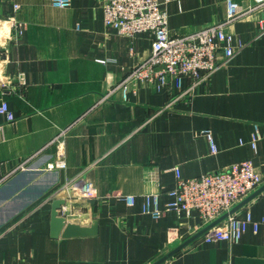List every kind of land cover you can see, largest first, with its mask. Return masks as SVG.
I'll return each instance as SVG.
<instances>
[{
    "label": "crops",
    "instance_id": "1",
    "mask_svg": "<svg viewBox=\"0 0 264 264\" xmlns=\"http://www.w3.org/2000/svg\"><path fill=\"white\" fill-rule=\"evenodd\" d=\"M51 1L0 0V103L15 117L0 115V178L31 159L0 185V264H153L206 228L195 210L166 209L176 171L193 179L250 161L264 186L260 0H235L251 11L226 32L245 46L203 82L185 79L181 89L139 83L125 100L118 92L97 107L149 56L151 35L128 39L106 27L101 0H71L66 9ZM164 8L172 35L226 17L225 0H172ZM9 17L22 25L20 35ZM60 155L64 168L49 169ZM79 180L95 188L94 205L72 189ZM154 194L157 219L143 211ZM53 199L66 200L68 222L96 220L97 234L52 239ZM233 213H249L257 229L250 225L237 243L205 242V232L164 262L264 264V191Z\"/></svg>",
    "mask_w": 264,
    "mask_h": 264
},
{
    "label": "built area",
    "instance_id": "2",
    "mask_svg": "<svg viewBox=\"0 0 264 264\" xmlns=\"http://www.w3.org/2000/svg\"><path fill=\"white\" fill-rule=\"evenodd\" d=\"M171 1L101 0L104 25L128 39H134L141 34H150L151 51L146 59L126 73L118 85L102 96L94 107L110 101L111 97L118 92L125 100L129 91L136 93L139 83L158 87L173 83L178 89L182 88V82L185 79H190L192 84L201 83L244 48L245 44L242 42L234 44L233 37L226 32V28L242 19L251 9H243L235 0H225L226 17L221 22L184 35H172L164 8ZM70 5L71 0L51 1V6L57 9H66ZM261 6H264V0H260L255 7ZM13 8L16 11L19 6L14 5ZM8 20L16 34L20 35L22 25L14 21L12 17ZM0 115L5 116L7 122L15 120L6 102L0 103ZM71 126L61 130L49 145L59 143ZM208 137L210 139V135ZM210 144L214 152L211 140ZM30 160L21 162L9 174L0 178V185L8 176L25 170ZM64 166L62 155H60L57 163L49 165L48 168H64ZM71 186L82 202L97 198L95 188L86 180L73 182ZM261 187L262 181L250 161H243L193 179H183L176 171V187L168 191L173 201L166 205V209L185 212L195 210L199 213L204 227L225 216L206 231L203 240L237 243L250 225L256 230L259 223L253 221L249 213L240 218L230 212ZM124 200L130 205L133 203L131 197H126ZM143 211L155 219L161 216L157 195L146 198Z\"/></svg>",
    "mask_w": 264,
    "mask_h": 264
},
{
    "label": "water",
    "instance_id": "3",
    "mask_svg": "<svg viewBox=\"0 0 264 264\" xmlns=\"http://www.w3.org/2000/svg\"><path fill=\"white\" fill-rule=\"evenodd\" d=\"M262 191H264V186H262L258 191H256L254 194L249 196L247 199L242 201L239 205L234 207V209H232L230 213H233L241 205L246 204L248 201H250L252 198L257 196ZM88 203L92 206L95 204V200H89ZM65 205H66L65 199H53L50 203L49 234L52 239H57L59 237L61 238L91 237L97 234L98 222L96 220H93L88 227H83L79 224L68 222L67 219L62 215L63 214L62 209L64 208ZM224 217L218 219L217 221L206 227L202 232L194 236L192 239H189L188 241H186L185 243L177 247L175 250L168 253L167 255H165L164 257H162L153 264L163 263L169 257L174 255L177 251H179L181 248H183L188 243H190L193 239L199 237L200 235L205 233L209 228H211L219 221H221Z\"/></svg>",
    "mask_w": 264,
    "mask_h": 264
},
{
    "label": "rangeland",
    "instance_id": "4",
    "mask_svg": "<svg viewBox=\"0 0 264 264\" xmlns=\"http://www.w3.org/2000/svg\"><path fill=\"white\" fill-rule=\"evenodd\" d=\"M118 84H119V83H118ZM118 84H117V85H118ZM115 86H116V85H115ZM115 86H114V87H115ZM112 88H113V87H112ZM112 88H111V89H112ZM111 89H109V91H110ZM109 91H108V92H109ZM108 92H107V93H108ZM101 97H102V96H101ZM101 97H100V98H101ZM100 98H99V99H100ZM54 169H56V168L54 167Z\"/></svg>",
    "mask_w": 264,
    "mask_h": 264
}]
</instances>
